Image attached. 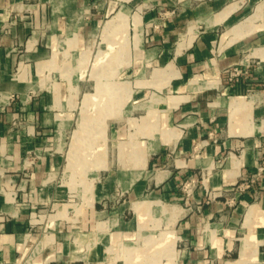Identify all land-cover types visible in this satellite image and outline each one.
Listing matches in <instances>:
<instances>
[{"label":"crops","instance_id":"1","mask_svg":"<svg viewBox=\"0 0 264 264\" xmlns=\"http://www.w3.org/2000/svg\"><path fill=\"white\" fill-rule=\"evenodd\" d=\"M263 87L264 0H0V264H264Z\"/></svg>","mask_w":264,"mask_h":264},{"label":"built area","instance_id":"2","mask_svg":"<svg viewBox=\"0 0 264 264\" xmlns=\"http://www.w3.org/2000/svg\"><path fill=\"white\" fill-rule=\"evenodd\" d=\"M167 12L163 13L164 15H167ZM250 75V71L249 68H234V70L232 72H230V80H232L233 78H237L240 76H249ZM264 90V87H263ZM258 155H259V161H260V169L263 167L264 165V145H261L259 150H258ZM256 175H252L251 177H247L242 180L235 188H234V192L237 195H240L243 191H245L246 189L250 188L255 182H256ZM193 181H189L186 183V188H190L192 185Z\"/></svg>","mask_w":264,"mask_h":264},{"label":"rangeland","instance_id":"3","mask_svg":"<svg viewBox=\"0 0 264 264\" xmlns=\"http://www.w3.org/2000/svg\"><path fill=\"white\" fill-rule=\"evenodd\" d=\"M64 141H66V140L64 139ZM68 141H69V140H68ZM68 141H67V142H68ZM64 151H65V152H67V150H66V149H65ZM108 151H110V150L108 149ZM65 152H64V153H65ZM127 250H128V249H127Z\"/></svg>","mask_w":264,"mask_h":264}]
</instances>
